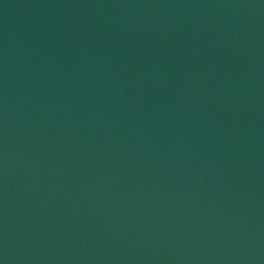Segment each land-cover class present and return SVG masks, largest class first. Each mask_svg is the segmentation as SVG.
Listing matches in <instances>:
<instances>
[{
    "label": "water",
    "instance_id": "95a60500",
    "mask_svg": "<svg viewBox=\"0 0 264 264\" xmlns=\"http://www.w3.org/2000/svg\"><path fill=\"white\" fill-rule=\"evenodd\" d=\"M0 264H264V0H0Z\"/></svg>",
    "mask_w": 264,
    "mask_h": 264
}]
</instances>
